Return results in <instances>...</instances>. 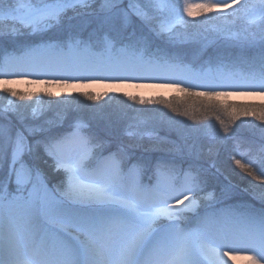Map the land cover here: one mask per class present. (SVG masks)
<instances>
[{
	"label": "snow or ice",
	"instance_id": "snow-or-ice-1",
	"mask_svg": "<svg viewBox=\"0 0 264 264\" xmlns=\"http://www.w3.org/2000/svg\"><path fill=\"white\" fill-rule=\"evenodd\" d=\"M241 19L257 31L242 35L226 27ZM213 21L223 22L215 31L227 34L234 46L255 48L258 36L259 52L201 56L189 63L152 42L155 32L173 45L198 43L181 33L189 25ZM22 30L39 34L40 42L5 46L4 37ZM29 76L37 77L33 83L69 88L164 81L215 116L219 129L213 139L219 144L236 138L234 130L228 135L232 124L252 117L243 123L259 129V144L250 148L260 159L241 152L239 144L230 156L244 179L251 177L246 191L259 207L244 202L229 213L193 218L201 203V171L160 163L148 177L122 150L104 155L103 143L85 135L88 125L80 118L71 130L57 134L51 126L63 119L59 114L28 126L18 111L24 106L14 99L24 95L3 87L8 106L0 109V173L5 159L9 164L7 178L0 175V264H229L233 252L252 253V264H264V0H0V85ZM81 95L89 101L100 98ZM233 95L260 97L261 102L230 103ZM131 99L165 104L190 116L171 101ZM9 112L17 113L20 127L3 123ZM42 114L34 108L33 120ZM34 148L38 157L42 149L63 170L59 185L49 187L39 164L23 162ZM13 177L16 187L10 190Z\"/></svg>",
	"mask_w": 264,
	"mask_h": 264
},
{
	"label": "rangeland",
	"instance_id": "rangeland-1",
	"mask_svg": "<svg viewBox=\"0 0 264 264\" xmlns=\"http://www.w3.org/2000/svg\"><path fill=\"white\" fill-rule=\"evenodd\" d=\"M191 2L194 4H197V3L206 2V0H191ZM213 2H215V0H213ZM199 19L202 20L204 19V17H199ZM238 21L242 23V27H243V31L240 34L243 35L247 30L253 29V27L247 23L246 19H241ZM195 26L199 27L200 24H196ZM185 34L188 40L203 39V40L198 41V43H195V44H198V45L193 46L195 49H198L200 46L206 48L210 45L220 43L219 40L215 42L214 38H208V39H213L210 42L208 40L204 41V38L205 36H207V34L201 31L199 32L196 31L191 34H187V33ZM137 35H139V33H137ZM157 37L158 36L156 35V33L153 32L152 38L156 40ZM219 39L222 40L223 42L231 41L230 39L226 38V36H221L219 37ZM258 40L259 38L257 37V43H256L255 48H252L249 50L259 51L260 45H259ZM12 42H15L16 45H22L20 41L9 39L6 41L5 46H8ZM186 44L188 43H182L181 45L186 46ZM161 45L162 47H167V46L171 47V45L173 44L171 45L161 44ZM174 45H176L177 47L180 46L179 44H174ZM230 46L235 47L233 44H231ZM239 48L242 51L246 49L243 47H239ZM187 86L188 85L186 84L181 85V87H187ZM3 87L12 88L16 90L18 93L24 95L25 98L23 100L19 99V97H16L14 99L16 100L17 104L24 106L18 109V111L20 113H23L24 118H25L24 123L27 124L28 126H32L34 123H37V122L40 123L43 117L47 116V114H50L52 109L58 106H63L66 109V112H67L66 116L69 118L68 123L70 124L69 128L71 130V126L75 124L77 118L85 119L83 115H81L83 111L82 110L83 107L88 109L89 107L88 105L90 103L96 102V105L94 108L89 107L90 108L89 110L93 111V115L91 119L97 121V123L99 124V127L102 129L105 125V121H107V126H105V129H107L106 134L102 135L101 138L98 137L96 139H98L99 141L103 143L104 152L108 151V149H115V152L122 150L123 153L125 154V157H127L128 155L143 156L145 154H151V155H159L160 159L169 160V161L177 162V163L191 161L193 159L185 155L187 151H192L195 147L194 144L190 142L191 138L193 139L192 141L200 143L204 139H207L202 136H199V134H201L199 132L200 127L203 128L202 131L204 133L209 132L207 128H204L205 124H202L203 121L201 120V117L197 118L196 120H193L191 119L190 116H183V115H179L177 112H173L165 104L147 103L149 105L153 104L152 105L153 108L156 105L159 106L157 110H150L149 114L155 120L154 121L155 122L154 131L157 133H161V134H158V135H161V137H156V138L149 137V138H154V139H151V141H154L157 145H162L158 148H151L149 150V148H144L142 145H139L138 143L130 144L129 141H127L126 139L123 140L122 138H119L117 140L118 127L120 128L123 127L124 121L130 122L129 120H127V111L131 110L129 109V107H131L133 103L131 100H127L124 98L127 96L126 93H124L125 95L124 97L120 98L118 96L119 93L104 91V90L103 91L89 90L84 85H79L75 88H69V87H64V86L56 87L52 85L36 87L35 85L31 83L24 84V85H16L10 82L7 85H0V89H2ZM167 88L168 89L165 92H162L159 94H163V99H166L165 101L173 102L174 105L177 106L181 112H183L184 110H188L191 116L196 113L203 112L199 101L195 100L194 98H189L187 96V93L181 92L177 87L168 86ZM199 90L203 91V89H199ZM50 91L57 92L59 93V95L56 97H51L47 94ZM84 92H89V93H92L93 95H98L100 98L95 101H89L87 100L86 97L81 95V93H84ZM120 94H123V93H120ZM128 94H131L130 95L131 97H137L144 101H155L156 99L154 98L158 96V94L151 95V96H143V95H138L135 93H128ZM5 97H6V94L0 91V109H3L8 106L7 99ZM166 97H170V98L173 97V98L169 100L170 98L167 99ZM228 100L230 103H236V104L260 103L261 102L260 97L240 96V95H233L230 98H228ZM104 102H109V105L107 104L105 107V111H102L104 109V105H103ZM99 104H101V106ZM52 105H55L56 107ZM34 108H38L42 110V113H43L41 116H39L37 121H34L32 117V110ZM106 108L107 109L111 108V110L107 111ZM166 110H169V113L166 114L165 113ZM111 111H114L113 115L108 116V117L103 115V112H111ZM172 114L174 115L168 116ZM208 115L213 116L211 114H208ZM163 116L165 117L162 118ZM245 119L249 121L253 120L252 117H246ZM9 122L14 127H20V121L18 119L16 112H9L7 119L3 121L5 125L9 124ZM255 123L259 124V121H255ZM85 130H90V129L87 128ZM93 131H95V133L98 135L97 128H94ZM190 135H193V136L191 137ZM141 141H145V140H141ZM254 144H259V142H255ZM208 145L209 143L202 145V146H205V149L207 147L211 148ZM96 150L99 151V149H96ZM214 153L216 154V150L214 151ZM257 153L258 152L255 150V147L253 146L252 155H255ZM5 161H8V159H6ZM199 164L201 165L199 166V168L205 174H211L212 172L210 176L214 178L215 181L218 182V185L215 186L218 191H217V196H214L211 194L207 197H200L201 198L200 206L196 208L193 213L190 214L193 218L198 217L196 213L200 211L201 209H203V207H209L212 203H218L219 206L220 204H227V205H230L233 209H235L237 206H240L244 202L256 203V206L259 207V203L253 200V195H254L253 193L246 191V189H243L240 186H237V184L235 185L234 181L232 180V175L230 174L229 170H227L220 164H216L215 167H213V164L211 162L209 163L203 162ZM56 172H59V174L57 175V178H60L63 180L64 179L63 170H57L56 168L54 174H56ZM152 174L153 173L148 174L147 176L151 177ZM49 177L54 182L53 185H50L51 187L59 185L60 182L62 181V180L61 181L56 180L55 177L52 178V175L51 176L49 175ZM15 187L16 186H14V188ZM217 210H218L217 213L219 214L224 213L221 207H219ZM252 255L253 254L249 252L230 253L228 257L229 264H252V259H251Z\"/></svg>",
	"mask_w": 264,
	"mask_h": 264
},
{
	"label": "trees",
	"instance_id": "trees-1",
	"mask_svg": "<svg viewBox=\"0 0 264 264\" xmlns=\"http://www.w3.org/2000/svg\"><path fill=\"white\" fill-rule=\"evenodd\" d=\"M218 26H223V22L213 21L210 24L200 25L199 27H196L195 25H189L187 27L186 33L191 34V33L196 32L197 30H202V31H205V33H208L209 30L216 29ZM226 27H229L231 32L241 33L243 31L242 23H240L238 20L235 21L234 23H230ZM251 31H257V30L256 29L247 30L248 33H251ZM49 35H52V33H50ZM3 39H4V41L12 39V40L20 41L23 44H33V43H39L40 42V35L37 34L36 36H32L28 33L27 30H22L20 33H17L15 35H11V36H6ZM218 55L225 56V57L228 56V54L222 55L219 52H218ZM119 97L121 98V96H119ZM131 101H132L133 105L131 107H129V109H131V110L127 111V120H129L130 122L124 121V123H123L124 129L121 131H118L117 135L124 137L127 141H129L130 144L138 143L139 145H142L144 148H149V150L151 148H158V147L162 146V145H157L154 141H151L152 138H149L151 136H154L155 138L161 137V135H158L161 133H157L154 131V127H155L154 121L155 120L149 114L150 110H157L159 106L156 105L153 108V106H152L153 104H150L151 105L150 106L147 103L141 104V103H139L138 100H131ZM107 104L109 105V102L103 103L104 109L102 111H105V107ZM95 105H96V102L90 103L88 106L91 108H94ZM99 105L101 106V104H99ZM52 106H55V105H52ZM89 107H88V109L83 107L82 112H85V113L92 112L89 110L90 109ZM106 110L107 111L111 110V108H108V109L106 108ZM66 113H67L66 109L63 106H58V107L52 109L50 114H47V116L43 117V119L40 121V123H42V124L46 123L47 120L53 119L58 114L60 116H62L63 117L62 120L57 121V123H55L54 125L51 126V132L53 133L68 123L69 118L66 116ZM113 113H114V111L103 112V115L108 117V116L113 115ZM165 113L166 114L169 113V110H166ZM101 114H102V112H101ZM173 115L174 114L168 115V116H173ZM194 116H196L197 118L201 117V120L203 121V123L206 124V126L208 125L210 127V131H209L210 142H209V140H207V142H209L208 146H210L211 148L207 147L206 149L203 150V154L201 155L202 159L212 160V161L217 160L216 162L218 164L222 165L224 168L229 170L230 174L232 175V180L234 181L235 185L237 184V186H240L243 189H248L249 188V181L251 180V177L244 179L245 174L242 173L240 171V169L236 167L234 162L230 161L229 157H225L226 154L221 156V154L218 152L216 154L217 155L216 156L214 153V151L217 149L216 146L219 147V143H216L213 139V137L216 135V131L219 129V122L216 121L215 116H210L204 112L196 113V114H194ZM164 117L165 116H163L162 118H164ZM190 117H191V115H190ZM222 118L227 120L226 116H222ZM245 118L246 117H242L240 120H237L235 122V124H232L230 126L231 130L228 134L231 136L232 130L236 131V133H237L236 138L232 141H229L228 143H233V145L235 147L237 146V144H239L240 149H246L247 148L244 140L241 138V135H248V136H244V137L255 136L258 139H259V135H260L259 129L252 128L250 124L243 123L244 121H249ZM216 124H217V126H216ZM212 126H214V127H212ZM141 140H145V141H141ZM192 140L193 139L191 138V141ZM29 141H30V143L34 144V140L32 138H30ZM213 142L215 143V145L213 144ZM204 144H207V143H204ZM214 156H216V158H212ZM225 158H228V160H226ZM220 159H222V161H219ZM23 162L26 163L30 167L34 166L36 164H39L41 171L43 172L46 179L51 180L49 175L50 176L52 175V178L55 177L56 180H59V181L62 180L60 178H57V175L59 174V172H56V174H54L56 166H55V164H53L54 162L51 161L43 153L42 149L39 150V157H38L37 156V150L34 148L32 154L25 157L23 159ZM8 164H9V160L4 162L3 171H2V173H0V175H2L4 178H6V176L8 174Z\"/></svg>",
	"mask_w": 264,
	"mask_h": 264
},
{
	"label": "bare ground",
	"instance_id": "bare-ground-1",
	"mask_svg": "<svg viewBox=\"0 0 264 264\" xmlns=\"http://www.w3.org/2000/svg\"><path fill=\"white\" fill-rule=\"evenodd\" d=\"M48 77H42L41 79H47ZM12 79V84L16 85H24V84H33L36 87H41V86H46V84L43 83H33L30 81H34L37 79L35 76H29L26 78H11ZM59 85H56L58 87ZM87 87L89 90H94V91H110V92H116L119 93L121 97H124V93L127 94L126 97H124L127 100H132L131 99V94L128 93H135L138 95H143V96H151L158 94L155 101H159L163 99V94H159L162 92H165L168 88L166 86V82L160 81V80H151V79H137V80H130L125 83H119V84H112L110 82H98V83H90L84 85ZM123 93V94H120ZM172 96V95H171ZM165 97V96H164ZM167 99L170 97H166ZM173 98V97H172ZM171 99V98H170ZM169 99V100H170ZM166 100V99H163Z\"/></svg>",
	"mask_w": 264,
	"mask_h": 264
}]
</instances>
